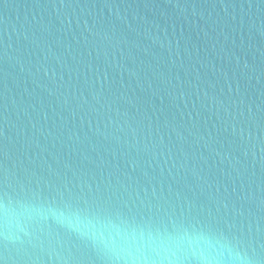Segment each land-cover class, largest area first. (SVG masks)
Here are the masks:
<instances>
[{"label":"water","instance_id":"obj_1","mask_svg":"<svg viewBox=\"0 0 264 264\" xmlns=\"http://www.w3.org/2000/svg\"><path fill=\"white\" fill-rule=\"evenodd\" d=\"M0 204V264H119L125 223L264 264V0H0Z\"/></svg>","mask_w":264,"mask_h":264},{"label":"clouds","instance_id":"obj_2","mask_svg":"<svg viewBox=\"0 0 264 264\" xmlns=\"http://www.w3.org/2000/svg\"><path fill=\"white\" fill-rule=\"evenodd\" d=\"M58 217L72 227L82 223L79 212L71 207L59 212ZM13 219L8 206L0 204V222L5 230ZM89 224L97 231L105 228L103 224ZM109 241L113 250L120 253L119 264H254L247 254L222 251L218 241L200 231H183L173 236L125 223L109 233Z\"/></svg>","mask_w":264,"mask_h":264}]
</instances>
